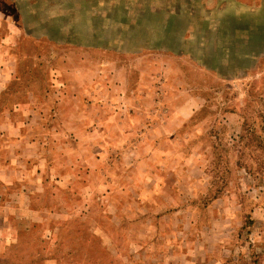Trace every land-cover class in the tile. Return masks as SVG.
I'll use <instances>...</instances> for the list:
<instances>
[{
  "label": "rangeland",
  "instance_id": "obj_1",
  "mask_svg": "<svg viewBox=\"0 0 264 264\" xmlns=\"http://www.w3.org/2000/svg\"><path fill=\"white\" fill-rule=\"evenodd\" d=\"M0 264H264V0H0Z\"/></svg>",
  "mask_w": 264,
  "mask_h": 264
}]
</instances>
